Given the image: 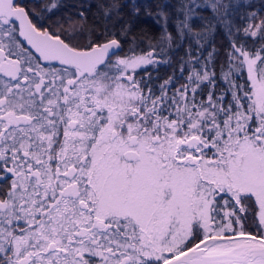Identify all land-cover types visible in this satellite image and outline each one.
Listing matches in <instances>:
<instances>
[{
  "label": "snow or ice",
  "instance_id": "1",
  "mask_svg": "<svg viewBox=\"0 0 264 264\" xmlns=\"http://www.w3.org/2000/svg\"><path fill=\"white\" fill-rule=\"evenodd\" d=\"M0 264H264V0H0Z\"/></svg>",
  "mask_w": 264,
  "mask_h": 264
},
{
  "label": "trees",
  "instance_id": "2",
  "mask_svg": "<svg viewBox=\"0 0 264 264\" xmlns=\"http://www.w3.org/2000/svg\"><path fill=\"white\" fill-rule=\"evenodd\" d=\"M257 3H259V0H256ZM141 28H145L148 30L149 35L154 36L156 33H158L161 29H160V25L156 24L154 19L152 17H142L140 19L137 20L136 25L133 27L132 32L130 33V35L133 36H137V43L139 44V48H138V53L141 50H147L148 44L147 42L144 43H140V39L142 38L141 35H139L140 33V29ZM119 38V37H117ZM143 39H145L146 41V37H143ZM122 44L124 45V50L120 52L121 55H125L127 52V49L129 47V45L131 44V41H123L122 40ZM171 70L165 67H161L159 74L161 76H165L170 74Z\"/></svg>",
  "mask_w": 264,
  "mask_h": 264
},
{
  "label": "flooded vegetation",
  "instance_id": "3",
  "mask_svg": "<svg viewBox=\"0 0 264 264\" xmlns=\"http://www.w3.org/2000/svg\"><path fill=\"white\" fill-rule=\"evenodd\" d=\"M26 2L31 3V0H26ZM119 55H121V54L119 53ZM121 56H123V55H121ZM141 74H143V73H141Z\"/></svg>",
  "mask_w": 264,
  "mask_h": 264
}]
</instances>
